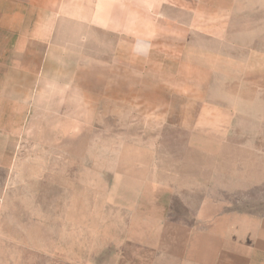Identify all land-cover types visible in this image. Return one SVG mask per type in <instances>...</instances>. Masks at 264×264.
<instances>
[{
    "label": "rangeland",
    "instance_id": "1",
    "mask_svg": "<svg viewBox=\"0 0 264 264\" xmlns=\"http://www.w3.org/2000/svg\"><path fill=\"white\" fill-rule=\"evenodd\" d=\"M228 7L202 15L223 35L191 32L188 44L176 29L150 51L63 38L61 82L44 87L55 99L16 127L0 219L15 244L0 253L14 264H153L160 231L195 225L204 201L264 210V80L246 75L264 21L250 34Z\"/></svg>",
    "mask_w": 264,
    "mask_h": 264
},
{
    "label": "crops",
    "instance_id": "2",
    "mask_svg": "<svg viewBox=\"0 0 264 264\" xmlns=\"http://www.w3.org/2000/svg\"><path fill=\"white\" fill-rule=\"evenodd\" d=\"M206 5H228L232 23L244 22L235 25L244 24L250 34L255 28L262 31L264 0H0V219L10 201L22 131L16 127L55 99L44 87L61 82L60 77L56 81L60 64L54 54L67 49L63 38L71 43L81 37L92 44L101 34L112 40L114 52H126L127 40L135 51H150L159 38L178 35L175 29L187 44L191 32L223 35L220 22L207 24L202 16ZM247 52L246 75L256 77L248 83H259L264 80V45H249ZM231 204L204 201L195 225H167L154 240L161 253L153 264H264V210ZM24 241L18 244L30 243ZM3 244L13 245L15 239L0 237ZM14 258L13 251L0 253L3 264H14Z\"/></svg>",
    "mask_w": 264,
    "mask_h": 264
}]
</instances>
